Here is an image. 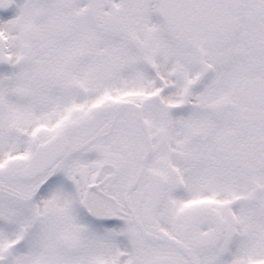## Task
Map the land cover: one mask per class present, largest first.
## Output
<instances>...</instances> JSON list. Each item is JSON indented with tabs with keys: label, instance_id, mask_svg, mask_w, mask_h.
Returning a JSON list of instances; mask_svg holds the SVG:
<instances>
[{
	"label": "snow or ice",
	"instance_id": "snow-or-ice-1",
	"mask_svg": "<svg viewBox=\"0 0 264 264\" xmlns=\"http://www.w3.org/2000/svg\"><path fill=\"white\" fill-rule=\"evenodd\" d=\"M0 264H264V0H0Z\"/></svg>",
	"mask_w": 264,
	"mask_h": 264
}]
</instances>
